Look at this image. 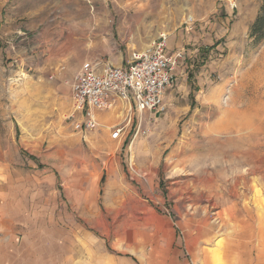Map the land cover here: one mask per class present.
Here are the masks:
<instances>
[{
    "label": "rangeland",
    "instance_id": "obj_1",
    "mask_svg": "<svg viewBox=\"0 0 264 264\" xmlns=\"http://www.w3.org/2000/svg\"><path fill=\"white\" fill-rule=\"evenodd\" d=\"M262 3L0 0V264H264ZM163 38L166 112L77 129L81 67Z\"/></svg>",
    "mask_w": 264,
    "mask_h": 264
},
{
    "label": "built area",
    "instance_id": "obj_2",
    "mask_svg": "<svg viewBox=\"0 0 264 264\" xmlns=\"http://www.w3.org/2000/svg\"><path fill=\"white\" fill-rule=\"evenodd\" d=\"M235 7L232 2L231 8ZM184 58L182 51L169 53L166 38H163L125 66L86 62L71 83L75 110L86 114L84 122L76 123V128H96V111L122 104H126L130 112L135 109L141 115L145 111L165 113L167 92L177 84L178 69ZM122 132L123 128L115 129L113 139H119Z\"/></svg>",
    "mask_w": 264,
    "mask_h": 264
},
{
    "label": "trees",
    "instance_id": "obj_3",
    "mask_svg": "<svg viewBox=\"0 0 264 264\" xmlns=\"http://www.w3.org/2000/svg\"><path fill=\"white\" fill-rule=\"evenodd\" d=\"M250 36L255 38L258 42L264 40V0L258 15L252 24Z\"/></svg>",
    "mask_w": 264,
    "mask_h": 264
},
{
    "label": "crops",
    "instance_id": "obj_4",
    "mask_svg": "<svg viewBox=\"0 0 264 264\" xmlns=\"http://www.w3.org/2000/svg\"><path fill=\"white\" fill-rule=\"evenodd\" d=\"M168 51H170L169 50V48H168ZM169 53H171V51L169 52ZM182 66H180L179 67V69H178V73H177V75H178V81H180V79L182 78V76H183V68H181ZM177 81V82H178ZM184 84V83H183ZM179 84L177 83V85L176 86H178ZM175 90V88H173V89H169L168 90V92H167V95H166V101H167V103L169 104L170 102L169 101H171V100H173L174 99V96H173V94H172V92ZM101 116V114H99V117Z\"/></svg>",
    "mask_w": 264,
    "mask_h": 264
}]
</instances>
